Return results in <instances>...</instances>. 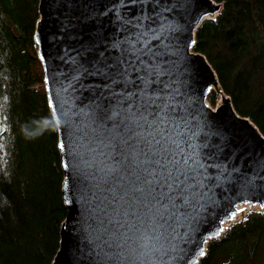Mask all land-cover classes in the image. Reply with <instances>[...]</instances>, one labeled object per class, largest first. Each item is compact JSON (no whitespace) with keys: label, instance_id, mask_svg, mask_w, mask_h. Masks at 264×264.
I'll use <instances>...</instances> for the list:
<instances>
[{"label":"water","instance_id":"1","mask_svg":"<svg viewBox=\"0 0 264 264\" xmlns=\"http://www.w3.org/2000/svg\"><path fill=\"white\" fill-rule=\"evenodd\" d=\"M221 7L37 0L32 42L65 209L50 264H197L238 205L263 211L264 136L193 50Z\"/></svg>","mask_w":264,"mask_h":264},{"label":"trees","instance_id":"2","mask_svg":"<svg viewBox=\"0 0 264 264\" xmlns=\"http://www.w3.org/2000/svg\"><path fill=\"white\" fill-rule=\"evenodd\" d=\"M214 1L221 10L195 29L193 50L234 111L264 136V0ZM36 19L37 0H0V264H50L65 215L56 130L32 42ZM197 264H264V211L247 210L209 240Z\"/></svg>","mask_w":264,"mask_h":264},{"label":"rangeland","instance_id":"3","mask_svg":"<svg viewBox=\"0 0 264 264\" xmlns=\"http://www.w3.org/2000/svg\"><path fill=\"white\" fill-rule=\"evenodd\" d=\"M221 44V43H220ZM222 45V44H221ZM222 49H223V46H222ZM211 94H212V98L214 99V101H213V103H210L209 101H208V97L206 98V102H207V104L210 106V107H213L217 102H218V100H219V96L217 95V94H215L214 92H212L211 91ZM249 209H255L254 207H249V206H245V208H244V212H243V214L239 217V219L240 218H242L243 217V215H244V213L247 211V210H249ZM258 210V209H257ZM263 211H264V209H263Z\"/></svg>","mask_w":264,"mask_h":264},{"label":"bare ground","instance_id":"4","mask_svg":"<svg viewBox=\"0 0 264 264\" xmlns=\"http://www.w3.org/2000/svg\"><path fill=\"white\" fill-rule=\"evenodd\" d=\"M246 205H238L237 208H238V213L235 214V218H239L243 212H244V208H245ZM248 206V205H247ZM226 225H224L225 227Z\"/></svg>","mask_w":264,"mask_h":264},{"label":"snow or ice","instance_id":"5","mask_svg":"<svg viewBox=\"0 0 264 264\" xmlns=\"http://www.w3.org/2000/svg\"><path fill=\"white\" fill-rule=\"evenodd\" d=\"M132 122H133V123H136L134 117L132 118ZM121 128H123V125L121 126ZM157 143H158V142H157ZM177 163H178V162H177ZM168 175L171 177V176H172V173L170 172V173H168ZM176 180H177V181L179 180V175L176 176ZM222 230H223V229H221V231H222ZM218 234H219V233H217V235H218ZM200 255L203 256V255H204V252L201 251V252H200Z\"/></svg>","mask_w":264,"mask_h":264}]
</instances>
